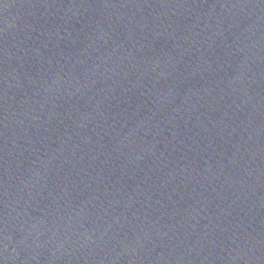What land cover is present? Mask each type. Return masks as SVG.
I'll return each mask as SVG.
<instances>
[{"label": "water", "instance_id": "1", "mask_svg": "<svg viewBox=\"0 0 264 264\" xmlns=\"http://www.w3.org/2000/svg\"><path fill=\"white\" fill-rule=\"evenodd\" d=\"M0 264H264V0H0Z\"/></svg>", "mask_w": 264, "mask_h": 264}]
</instances>
